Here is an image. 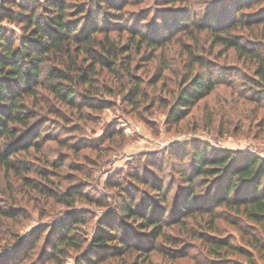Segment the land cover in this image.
<instances>
[{"label": "trees", "instance_id": "trees-1", "mask_svg": "<svg viewBox=\"0 0 264 264\" xmlns=\"http://www.w3.org/2000/svg\"><path fill=\"white\" fill-rule=\"evenodd\" d=\"M2 1L9 3V7L0 6V23L3 20L14 23L19 33L0 28V167L11 178L6 184L10 192L22 189L23 193L34 191L52 199L54 193L48 186L53 183L49 177L56 167L35 153L40 151L42 134L46 136L57 128L46 127L48 119L41 114L55 115V103L78 113L82 107L98 108L102 103L93 98L100 89H94L92 84L94 76H101L103 70L114 75L116 81L122 77L129 81L131 90L125 98L137 103L142 95L141 80L132 72L131 54L139 53L142 47L159 48L157 38L163 42L167 39L161 34L151 38L130 27L125 6L131 0ZM228 1V11L221 9L213 23L188 22L185 18L179 24L196 49L200 44L193 33L199 35L207 30L204 32L210 36L211 48L217 45L232 50L237 61L252 68L251 75L239 71L236 75L242 77V87L248 86L251 91L247 99L264 109V0ZM103 22L109 26L103 28ZM110 28L114 32H126V43L111 38ZM188 57L189 72L169 109L170 121L184 119L196 102L210 95L217 84L213 78L225 70L202 56L193 59L191 52ZM193 65L197 72L192 75ZM166 69L162 67L156 73V80ZM232 70L230 67L229 71ZM101 79L106 77L102 75ZM101 88L111 92L103 85ZM28 138L30 142L24 145ZM188 147L182 161L185 164L176 168L177 182L170 180L165 186L153 172L149 181L146 172L143 177L128 173L127 179L132 184L126 188L125 180L108 184L118 191V201L113 204L118 203L119 214L133 224L139 222L135 230L146 232L136 233L145 237L148 245L132 244L119 236L116 228L103 230V234L97 233L89 239L79 229L85 223V212L73 209L80 191L72 188L57 198L70 210L61 220L42 230L50 233L42 249L44 260L61 264L68 252L76 251L73 264H99L108 260V256L115 258L116 264H151L153 254L172 262L179 249L197 239L214 259L213 263L237 264L234 258H242L245 264H264V157L218 150L209 145ZM25 157L31 162H24ZM33 161L44 165H34ZM177 183L179 191L172 198ZM197 188L200 190L196 191ZM157 198L163 206L154 207L156 214L151 208L158 206L154 201ZM18 216L16 210L0 207V220ZM217 219L237 233L239 242L231 234L221 236ZM36 245L33 243L32 247Z\"/></svg>", "mask_w": 264, "mask_h": 264}, {"label": "rangeland", "instance_id": "rangeland-1", "mask_svg": "<svg viewBox=\"0 0 264 264\" xmlns=\"http://www.w3.org/2000/svg\"><path fill=\"white\" fill-rule=\"evenodd\" d=\"M228 3V0H174L173 3H168V0H131L125 6L130 27L134 26V29L151 38L161 34L167 39L163 42L157 38L159 48L142 47L139 53L134 51L131 54V69L141 80L142 95L137 103H131L125 98L131 90V83L123 77L116 81L114 75L103 70L101 76H94L92 84L94 89H100L93 98L102 103L98 108L82 107L81 113H78L54 102L55 115L41 114L48 119L46 127L57 128L56 131L51 129L46 136L42 134L40 151L35 153L36 157L44 156L56 167L49 177L53 184L48 186L54 198L48 199L34 191L23 193L22 189L10 192L6 184L11 178H7L0 167V207L19 212L14 219L0 220V264L7 261L10 264H55L45 261V254L42 255L50 235L42 230L61 220L70 210L57 199L68 189L80 191L73 209L85 212V223L79 229L89 239L97 233L103 234V230L116 228L119 236L127 241L145 246L148 245L147 239L139 235H145L146 231H136L139 222L133 224L121 217L118 203L117 206L113 204L118 201V191L108 187V184L125 180L126 188L127 184H132L127 179L128 173L143 177L146 172L145 177L149 181L155 175L158 181L163 180L165 186L170 180L177 182L176 168L185 164L182 161L190 144L264 157V109L247 99L251 91L248 86L242 87V77L236 75V71L251 75L252 68L243 61H237L232 50L217 45L211 48V41L208 42L210 36L204 32L207 30L199 35L193 33V38L200 44V48L196 49L194 41L185 37L179 24L185 18L188 22L213 23L221 9L228 11ZM1 5L9 7V3L2 0ZM104 26L109 25L103 22ZM0 28L19 33L14 23L5 20L0 23ZM177 29L180 31L178 34L167 33ZM108 31L111 38L126 43V32H114L111 28ZM236 35L240 36L239 33ZM189 52L193 59L202 56L225 70L213 78L217 84L210 95L196 102L184 119L170 121L169 109L175 103L179 85L189 72ZM162 67L167 69L156 80V73ZM193 67L192 75L197 72L196 65ZM230 67L234 70L229 71ZM102 75L105 80L101 79ZM101 85L111 92L103 90ZM29 142L30 138L24 145ZM23 161L31 162V159L25 157ZM61 161L62 164H59ZM36 163L44 165L33 161L34 165ZM151 172L154 175L151 176ZM33 178L39 180L35 176ZM178 187L177 183V190L171 192L172 198L176 197ZM140 188L146 189L144 186ZM199 190L197 188L196 191ZM150 195L153 196V192ZM135 199H139L138 196ZM154 201L159 204L151 210L157 214L154 207L162 208L163 204L158 198ZM217 225L222 237L231 234L238 241L237 233L229 225L221 219H217ZM150 231L147 230V233ZM53 234L57 235V232L53 231ZM33 243L37 244L35 248ZM178 251L172 262L153 254L151 264H219L213 263L214 259L207 255L202 242L197 239L189 241ZM67 254L69 256L61 264H73L72 256L76 255V251ZM108 257L99 264H116L115 258ZM234 259L237 264H245L242 258Z\"/></svg>", "mask_w": 264, "mask_h": 264}]
</instances>
